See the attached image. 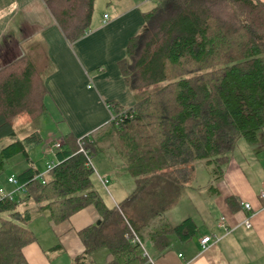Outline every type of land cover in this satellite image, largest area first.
Segmentation results:
<instances>
[{"label":"trees","instance_id":"16d2710c","mask_svg":"<svg viewBox=\"0 0 264 264\" xmlns=\"http://www.w3.org/2000/svg\"><path fill=\"white\" fill-rule=\"evenodd\" d=\"M42 2L67 42L88 34L95 0ZM143 22L118 63L133 106L110 105L114 120L78 139L64 135L54 167L43 174L28 154L40 134L18 139L14 129L18 118L46 115L43 78L24 54L7 62L11 44L0 42L7 62L0 67V175L18 156L27 165L15 175L23 192L0 200V264H26L22 249L36 241L27 226L35 217L60 224L89 206L98 220L78 232L83 252L74 264H88L98 250L105 251L102 264H149L146 239L162 252L169 236L188 241L198 233L190 218L175 226L163 218L194 182L195 163L219 180L239 139L257 143L264 130V3L156 0ZM97 155L134 180L130 196L112 209L92 187L87 162Z\"/></svg>","mask_w":264,"mask_h":264},{"label":"crops","instance_id":"0c3cea01","mask_svg":"<svg viewBox=\"0 0 264 264\" xmlns=\"http://www.w3.org/2000/svg\"><path fill=\"white\" fill-rule=\"evenodd\" d=\"M96 2L88 34L69 43L42 0H0V42L5 37L11 44L7 62L21 54L30 59L42 74L47 91V113L42 117L53 114L60 123L59 139L48 140L42 149L46 164L55 162V150L49 153L46 150L53 144H60L64 135L70 133L77 139L86 136L111 121L114 111L110 105L129 109L134 104V96L122 80L118 63L126 55L130 38L141 31L143 14L152 6L148 0H103L96 12ZM5 63L0 61V67ZM245 147L249 154H254L253 149ZM263 150L261 146L260 156L264 158ZM50 154L52 160L48 159ZM231 154L221 179L209 177L206 190L187 186L179 201L163 215L171 226L192 219L198 229L196 236L182 241L171 235L169 247L162 252L146 239L143 247L149 264H264V200L258 198L259 192L264 190V162L258 164L256 158H253L255 161L247 157L242 159L236 155L235 148ZM101 156L106 163L96 164L94 183L113 198L105 174H111L120 182L127 173L121 165L112 166L104 155ZM19 162L25 163V169L27 165L22 159L9 165ZM8 185L3 188L12 192L14 187ZM92 187L110 209L129 197L127 195L112 207L93 183ZM113 192L120 195L118 190ZM230 197L233 203L228 202ZM244 203L250 205V210L243 208ZM97 220L92 206L60 224L46 216L35 217L27 226L36 241L22 249L26 264H74V259L83 252L78 232ZM204 237H209L210 242L203 249L200 241ZM98 251L91 255L88 264H94L97 256V261H104L105 251L95 255Z\"/></svg>","mask_w":264,"mask_h":264},{"label":"rangeland","instance_id":"374dc122","mask_svg":"<svg viewBox=\"0 0 264 264\" xmlns=\"http://www.w3.org/2000/svg\"><path fill=\"white\" fill-rule=\"evenodd\" d=\"M100 2H103V0H97V2H96V8H95L96 12H97L98 7H100ZM150 4L153 8L155 6V1H150ZM94 14H95V12H94ZM39 74L42 77V74L41 73H39ZM59 125H60V123L58 122V119H56L53 116V114H49L47 117H41L40 119H36L34 121H30L28 118L22 117V118H18L14 123V129L16 131L18 139H22V138L28 136L29 134L36 132L37 130L39 131L42 141H41V143L30 147L28 149V154H29V156L33 162V166L36 169L42 170V172L46 171V161H47L44 158V156H42V149L45 146V142H47L48 140L49 141H56L59 139V137H60V132H59V128H58ZM10 142H11V140L6 138L3 140L1 145L5 146ZM245 146L253 149L254 154L253 155L249 154L246 151ZM261 146H264V130H261L258 133V139H257L256 144H249L245 140L239 139L237 144H236V147H235V153H236V155L238 154V156H241L242 159H245L247 157V158H249V159L251 158L253 161H255V159H253V158H256L257 163L260 164V163L264 162V158H263V156H260L261 152L259 151ZM263 152H264V150H263ZM231 155L232 154H230V156ZM262 155H264V154H262ZM21 158H22L21 156H18L15 159L11 160L10 163L14 164L16 161H19ZM48 159L49 160L53 159L51 154H50V156H48ZM99 161L106 163L105 158L101 155H97L91 159V164H92V167L94 169V172H93L92 177H91L92 183L94 185V188L99 192V194L104 195L103 199L107 202V204L113 207L115 205V203L119 202V200L121 201L127 195L130 196L131 192L134 190L133 180L129 175L126 174L120 180V182H117L116 178H114L111 174H105V176L108 178V180L110 182V185H108V188H109L110 193L113 195L114 199L111 198L110 195L106 192V190L101 189L99 186H97L94 183V180L96 179V176H97V169H96L97 165L96 164L99 163ZM12 164L9 166H6L4 172L0 175V186H2V188L3 187L8 188L9 185L7 184L6 180H7V177L9 174H11V173L15 174V173L19 172L20 170H22L23 167L25 166V163H22V162H19L17 165H12ZM209 177L210 178L212 177L211 176V170H209V168L205 166L203 161H197L195 163V180H194V182L191 183V186L195 189L206 190L208 188L207 184H208V178ZM115 190L116 191L118 190L120 195L115 194L113 192ZM201 194H202V192H201ZM117 197H119L121 199H119ZM175 209H177V208H175ZM172 211L175 212L177 210H172ZM39 221H42V220H39ZM30 228H33V226H30ZM96 253L97 254H95V255H100V254L102 255V254H104V251L100 250ZM97 257L95 258L94 264H102L103 261H97Z\"/></svg>","mask_w":264,"mask_h":264},{"label":"built area","instance_id":"2783aa9c","mask_svg":"<svg viewBox=\"0 0 264 264\" xmlns=\"http://www.w3.org/2000/svg\"><path fill=\"white\" fill-rule=\"evenodd\" d=\"M148 1H156V0H148ZM106 19H107V15L104 16V20H106ZM111 120H114V117H112ZM59 147H60V144H58V143L53 144V146L48 147V149L46 150V153L52 152V151L58 149ZM54 165H55V162H47V164H46V172L50 171L54 167ZM87 166H92V164L88 161L87 162ZM7 183L12 185L14 187V190L12 192H7L3 188L0 187V200L5 199V198H7L9 200H12L14 198L15 194L23 192V186L18 184L15 176L12 175V176L8 177L7 178ZM104 183H106V181H104ZM258 198L264 200V190L259 192ZM242 206H243L244 209L250 210V205L248 203H244ZM126 237L128 239H130V241L132 243H137L138 242V239L136 237H132V238H130L129 236H126ZM200 242H201V244L203 246L202 248L204 249L205 245L208 242H210V238L209 237H204Z\"/></svg>","mask_w":264,"mask_h":264}]
</instances>
